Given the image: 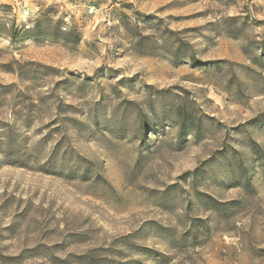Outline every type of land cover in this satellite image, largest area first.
I'll list each match as a JSON object with an SVG mask.
<instances>
[{
    "label": "rangeland",
    "instance_id": "rangeland-1",
    "mask_svg": "<svg viewBox=\"0 0 264 264\" xmlns=\"http://www.w3.org/2000/svg\"><path fill=\"white\" fill-rule=\"evenodd\" d=\"M0 264H264V0H0Z\"/></svg>",
    "mask_w": 264,
    "mask_h": 264
}]
</instances>
